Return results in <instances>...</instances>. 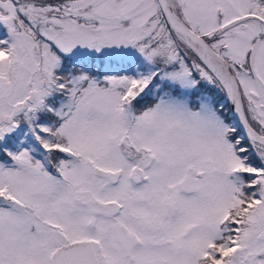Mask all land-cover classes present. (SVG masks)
Segmentation results:
<instances>
[{
  "label": "snow or ice",
  "instance_id": "snow-or-ice-1",
  "mask_svg": "<svg viewBox=\"0 0 264 264\" xmlns=\"http://www.w3.org/2000/svg\"><path fill=\"white\" fill-rule=\"evenodd\" d=\"M0 264H264V0H0Z\"/></svg>",
  "mask_w": 264,
  "mask_h": 264
}]
</instances>
